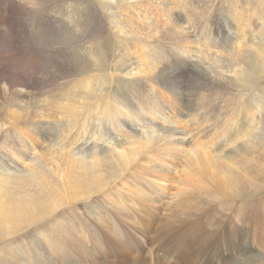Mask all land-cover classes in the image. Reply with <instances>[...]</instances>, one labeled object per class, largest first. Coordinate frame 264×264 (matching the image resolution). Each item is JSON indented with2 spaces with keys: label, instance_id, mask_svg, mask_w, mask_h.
I'll return each mask as SVG.
<instances>
[{
  "label": "rangeland",
  "instance_id": "obj_1",
  "mask_svg": "<svg viewBox=\"0 0 264 264\" xmlns=\"http://www.w3.org/2000/svg\"><path fill=\"white\" fill-rule=\"evenodd\" d=\"M129 2L0 0V106L14 115L0 116L7 127L0 129V151L19 170L53 144V162L49 156L40 160L50 172L38 175L57 202L38 210L36 219L2 223L20 230L7 241L15 243V254L44 252L37 234L53 240L60 220L69 230L63 253L55 249L53 257H35L30 264H264V69H254L250 60L259 55L264 64V0ZM25 52L29 64L19 62ZM42 62L50 66L46 79ZM67 104L77 108L68 111ZM28 107L38 112L19 125ZM104 108L109 116L122 114L126 126L95 140L85 132L98 131ZM135 111L158 129L177 121L188 134L156 139L151 148H139L133 165L122 167L114 162L121 151L137 148L148 130ZM90 116L95 122L89 129ZM36 126L47 130L44 137L33 132ZM26 129L35 150L21 135ZM78 133L84 139L74 143ZM170 140L177 143L169 146ZM199 145L210 159L199 155ZM67 153L85 164L104 163L115 174L125 171L100 189L76 188L85 178L78 170L82 162ZM7 166L0 164V197L1 179L13 172ZM20 179L14 182L16 198L25 206L48 194L35 186L40 178ZM241 186L247 194L236 193ZM4 256L0 264H28Z\"/></svg>",
  "mask_w": 264,
  "mask_h": 264
},
{
  "label": "bare ground",
  "instance_id": "obj_2",
  "mask_svg": "<svg viewBox=\"0 0 264 264\" xmlns=\"http://www.w3.org/2000/svg\"><path fill=\"white\" fill-rule=\"evenodd\" d=\"M124 1V0H123ZM128 1H130L129 3H138V2H141L142 0H125V2H128ZM149 1V0H148ZM182 2V1H181ZM22 8V7H21ZM122 9V8H121ZM234 9V8H233ZM256 10V9H255ZM125 12H127V11H125ZM114 13V12H113ZM113 13H112V15H113ZM133 14V13H132ZM240 15V14H239ZM60 16V15H59ZM115 17H119V18H121V14H117V15H114ZM128 16V15H127ZM129 22H130V17L128 18V20H126V24H129ZM21 28H22V33L24 34L25 32V26L24 25H21ZM33 29V28H32ZM128 31V30H127ZM122 34H123V32H122ZM126 34H128V32L126 33ZM130 34V33H129ZM134 34V33H133ZM135 35V34H134ZM132 36V38L133 39H135V41H137L138 40V37H135V36H133V35H131ZM24 39H25V37H24ZM212 40V39H211ZM24 42V41H23ZM21 43V42H20ZM21 48V50H24L23 48H22V46L20 47ZM34 51V50H33ZM23 52V51H22ZM36 52V51H35ZM18 54V53H17ZM20 54V53H19ZM27 55H31V54H29V52H25V54H23V55H19L18 56V59H19V62L20 61H22V63H24V61H25V63L27 64H29V62H27L26 61V59H27ZM262 55V54H261ZM35 56V55H34ZM38 56V55H37ZM50 56H52V55H50ZM259 56V55H258ZM256 57V58H253V57H251V61H253V66H254V69H256V68H259L260 70H262V69H264V64L261 62V61H259L258 59H260V57ZM2 58V57H1ZM29 58V57H28ZM34 58H36V57H34ZM62 58V57H61ZM32 59H33V57H32ZM32 59H30V60H32ZM37 59V58H36ZM49 59H50V57H49ZM29 60V59H28ZM34 60V59H33ZM32 60V61H33ZM36 60H34V62H35ZM55 61V60H54ZM37 62L39 63V61L37 60ZM45 62V61H44ZM44 62H42L41 64V66H42V72H41V70H40V72L42 73V75H41V77L43 76H46V72H48L49 73V71H48V68L50 67L49 66V64L47 65V66H44ZM24 63V64H25ZM3 64H5L4 62H3ZM31 64V63H30ZM36 64V63H35ZM79 64V63H78ZM67 65V64H66ZM5 66H6V64H5ZM24 66H27V65H23V67ZM40 66V67H41ZM55 66V65H54ZM68 66V65H67ZM79 66H81V69H85V68H87V66L86 65H84V64H80ZM21 67V66H20ZM23 67H21L22 68V70H23ZM33 67V66H32ZM37 67L38 68H40L38 65H37ZM47 67V68H46ZM89 67H92V65L91 66H89ZM5 68V67H4ZM27 68V67H26ZM26 68L24 67V70L23 71H27L26 70ZM29 68V67H28ZM34 68H35V66H34ZM63 68V67H62ZM35 69H37V68H35ZM98 70H99V67L97 68ZM61 70V69H60ZM35 72V71H34ZM39 72V73H40ZM176 72H178L179 73V68H177L176 69ZM8 73V72H7ZM181 73V72H180ZM36 74H38V73H35V74H31V75H29V76H32V78H35V76H37ZM39 75V74H38ZM49 75V74H48ZM127 76V75H126ZM175 76H177V75H175ZM6 77V76H5ZM40 77V76H39ZM47 77V76H46ZM168 77V76H167ZM172 77H174V76H172ZM13 78V77H12ZM45 78V77H44ZM171 78V77H170ZM42 79V78H41ZM46 79V78H45ZM7 80V79H6ZM42 81V80H41ZM46 81V80H45ZM43 82H44V80H43ZM17 83V82H16ZM16 83H15V85H16ZM24 83V82H23ZM176 83V82H175ZM9 84V83H8ZM23 88V87H22ZM25 89V88H24ZM170 89V88H169ZM60 95H62V94H60ZM19 96V95H18ZM63 97H66V92L64 93V95H62ZM65 99V98H64ZM64 104V103H63ZM170 104V103H169ZM171 105V104H170ZM170 105H168V103L166 104V106H167V108H168V110L170 111V113H171V115H172V117L176 120V118H178V115L175 113L176 111H175V109L172 107V105L170 106ZM3 106V105H2ZM2 106H0V111L2 110V112H0V116L1 117H8L9 119H14V115L12 114H9V113H7L6 112V110L4 111L3 110V108H4V106L2 107ZM65 106V105H64ZM61 107V106H60ZM68 107V108H67ZM79 107H81L80 106V104H78V108ZM12 108V107H11ZM29 109H28V111H27V113H24V112H26V111H23V113H21L22 115L19 117V125L20 124H26L27 123V120H28V123L29 122H31L30 121V118L31 119H33V118H35V114L38 112V111H33V109L30 111V107H28ZM62 108H63V106H62ZM66 108L68 109V111H73V109H75V108H77V107H75V105H73V106H71L70 104H67L66 105ZM130 110H133V109H130ZM103 116H102V118L99 120V128L98 127H96V128H98V131H96V129L93 131L92 130V132L91 131H86L85 129H83V130H85L86 132H85V134L86 133H88V135L89 134H91V135H95L94 136V138H95V140L97 139V140H102V139H104V138H107L106 137V135H108V134H110V133H116L120 128H123V127H125L126 126V123L125 122H123V120H121V116H122V114H120V113H117V112H114V113H111L110 112V116H109V112H108V110L107 109H103ZM158 113V112H157ZM99 114V113H98ZM135 114H136V116L138 117V119L137 120H141L143 123H144V125L148 128V130L147 131H144L143 132V134H142V140H141V143H140V145L136 148V146H132L129 150H122L121 151V153L119 154V152H118V154H119V157H117V160H115L114 162H121L122 163V167H125V166H129V165H133L134 164V162H135V158L140 154V151H139V148H142V149H148V148H151L152 146H154L155 144H156V139H159L160 141H162V140H165V139H170V138H174L175 136H177L178 135V133H179V131H180V133H183V134H188V132L187 131H183V130H181V125H180V123H178L177 121H174L175 123V127H171V126H169V125H171V124H168V125H166V126H169L168 128L167 127H164V126H162V128H160V129H158V128H156V125H155V123H154V121L152 122V121H149V119H147L146 117L144 118L143 116H141L140 115V112H137V111H135ZM121 117V118H120ZM76 120L74 119V124H77V125H79L80 123L78 122V123H76L75 122ZM97 122H98V120H96ZM69 122H72V121H69ZM95 122V119L93 118L92 119V117L90 116V117H88V118H85V125H87V128H92V125H93V123ZM64 123V122H63ZM170 123H171V121H170ZM82 124V123H81ZM83 125H84V123H83ZM123 126V127H122ZM58 128H59V130H58V133L59 134H64L63 133V131L65 132L66 131V129H64V127L63 126H61L60 124L57 126ZM82 127V126H81ZM7 128V127H6ZM5 128V125L4 124H0V129L2 130V129H6ZM67 128H69V127H67ZM183 128V127H182ZM78 129H81L80 127L78 128ZM39 130V131H38ZM43 130V131H42ZM35 131H38V134H40L41 136H43L44 137V135H46V133H47V130L45 129V128H40V127H34L33 128V132H35ZM76 131H78V130H76ZM158 131H160V136H164V138H160V136L159 135H157V134H159V132ZM192 131V130H191ZM23 132V131H22ZM28 132H32V131H28V129H26L23 133H21V135L23 136V138L33 147V150H35V145H34V143H31L32 141H31V135L30 136H28V137H25L27 134H28ZM82 132V131H81ZM80 132V133H81ZM98 132V133H97ZM190 132V131H189ZM57 133V134H58ZM66 133H68V132H66ZM71 133V132H70ZM80 133H78L77 134V136L76 137H79V138H77L76 139V137H75V140H74V143L76 142L77 143V141H79L80 140V138H83V136L80 134ZM97 133V134H96ZM118 133V132H117ZM76 135V134H75ZM61 136V135H60ZM59 137V136H58ZM57 137V138H58ZM61 137H63V136H61ZM71 137H72V135H71ZM28 138H30V140H27ZM56 138V137H55ZM56 138V139H57ZM73 138V137H72ZM61 139H63V138H61ZM68 139V138H67ZM84 139V138H83ZM86 139V138H85ZM64 140H66V139H64ZM174 140V139H173ZM54 141V139H52V142ZM70 141V140H69ZM73 141V140H72ZM166 141V140H165ZM179 141V144H181V143H183L182 141L183 140H178ZM66 142V141H65ZM170 142H171V140H170ZM74 143H72V145L74 144ZM175 143H177V141L175 142ZM174 142H171L170 144H169V146H174V144H175ZM93 144V143H92ZM95 144V143H94ZM63 146V145H62ZM51 147H53V144H48L47 145V147H45L44 149H42V154L40 153L39 154V157H37V158H34V159H31V161H30V166H27V167H24V168H21V169H16L15 170V168L13 167V165H11V164H7L6 163V161H7V159L6 158H4L3 159V156H2V153L3 152H1L0 151V155H1V161H0V164H2V166L4 165L5 167H6V165H8L9 166V169L11 168V171H13L12 172V174H9V176L8 177H6V179L5 178H3V179H1V183L3 184L2 185V187H3V190H4V194H3V197L1 196L0 197V231L2 230V238L1 239H6V240H1L0 239V244H1V246H0V258H3V257H5L4 255L5 254H10L11 253V257H10V259H15V261H22V260H26V261H28V264H30V262H31V260L33 259V258H37L38 257V259H40V260H43L44 258H51V257H53L54 256V252H53V250H55V249H60V251H61V253H63V251H64V246H63V240H62V237H63V235L64 234H68V229L67 228H65L66 226L65 225H63L62 224V221H60V220H58L57 221V223L55 224L56 225V227L58 228V231H57V236L52 240V239H46L45 238V235H44V233H40V234H37V236H41L43 239H42V248L44 249V252H42L41 251V249H34L35 248V246H36V244H34V243H32V246H31V248L32 249H34L32 252H29V253H21V254H15L14 253V251H15V249H16V245H15V243H14V247L12 246V243H9L8 241H7V239L9 238V237H11V236H13L14 234H16V233H18L20 230H17L18 229V226L16 227V226H14V225H8V226H6L5 228H1V224L2 223H9V222H16V221H21L20 219H25V220H29V218H30V216L32 217V216H34L32 219H36L40 214H38L37 215V212H38V210H40V209H43V208H51V207H55L56 206V204H57V202H56V198H55V194L53 193V192H48V191H50V189L48 190L47 188V186H49V185H47L46 183H45V181H46V179L45 178H43V177H39V175L38 174H40V173H43V175H45V173L46 172H50V167H49V165H47V166H41L42 164H41V161L40 160H43V156H49L50 157V160L52 161V159H51V156H52V153H51ZM66 147V146H65ZM73 147V146H72ZM159 147V146H158ZM165 147V146H164ZM195 149H196V151L197 152H200L199 153V155H201V157H205V158H207V159H210V158H208V153H205V152H201L200 151V148H201V145H199V146H197V147H194ZM61 149V148H60ZM72 150H73V148H72ZM180 150V149H179ZM202 150V149H201ZM203 151V150H202ZM60 152H62V150H60ZM72 152V151H71ZM18 154H19V152H18ZM81 154V153H80ZM195 154V153H194ZM13 155V153H11V156ZM67 155V157H70V158H72V161L73 162H77V163H81L82 165H79V167H78V170H81L83 173H84V175H85V178H84V182H82L80 185H78L79 184V182L77 183V185H76V188H85V187H87V189L86 190H95V189H97V188H101V186H103L110 178H112L113 176H116L117 178L125 171V169L123 168V169H121V168H117V173L115 174V172L113 173V171H107V169H106V165L104 164V163H101V162H98V163H96V162H92L90 165H89V163H87V164H85V163H83V161H81V160H83V159H80V158H74V153H73V155L72 154H66ZM117 155V154H116ZM118 156V155H117ZM200 157V158H201ZM114 158V157H113ZM195 158V157H194ZM227 158V157H226ZM64 160V159H63ZM68 160V159H67ZM202 160V159H201ZM206 160V159H205ZM218 160V158L216 159V161ZM71 161V160H70ZM69 161V162H70ZM46 162V161H45ZM53 162V161H52ZM108 162V161H107ZM71 164V163H70ZM107 164V163H106ZM115 164V163H114ZM114 164H113V166H114ZM205 164V163H204ZM14 165L16 166V167H19L18 165H16V163L14 162ZM217 165H218V163H217ZM7 166V167H8ZM219 166H220V163H219ZM223 166L224 167H228L227 166V164L225 165V164H223V165H221L220 167L221 168H223ZM46 167H48V168H46ZM206 167H208V166H206ZM216 167V166H215ZM8 169V170H9ZM174 169V168H173ZM228 169V168H227ZM224 170V169H223ZM230 171H232V170H230ZM234 172V171H233ZM81 173V172H80ZM220 174V173H219ZM82 175V174H81ZM34 177L37 179V178H40L41 179V182H37L36 184H35V186L36 187H39V190L40 191H42L43 189H45V190H47L46 192H48V194L44 197V198H42V200H40L38 203H36L35 204V206L33 205V202H30V201H32V199H30V200H28V202H27V204H26V206L24 205V203H22V202H19L18 200H17V196H18V192L20 191V188L19 187H17V185H16V183H14L15 182V180H18V178H21L20 180H22L23 178H27V179H31V180H34ZM83 177H81V179H82ZM212 178V177H211ZM168 178L167 177H165V180H167ZM12 180H13V182H12ZM170 180V179H169ZM170 182V181H169ZM86 184V185H85ZM242 185V184H241ZM245 185H249V184H245ZM248 187H251V188H254V186H252L251 184H250V186H248ZM22 189H24V188H22ZM234 189V188H233ZM40 193H44V192H40ZM236 193L238 194V195H242V194H247V191H245V189L244 188H242V186H241V188H237V190H236ZM4 198V199H3ZM86 199V198H85ZM85 199H83V200H85ZM93 205H96L95 207H94V209L96 210H98V208L100 207V203L99 202H96V201H94L93 203H92ZM105 206L103 207V208H108V206L105 204V203H103ZM110 208H112V207H110ZM102 211H104V210H102ZM94 215H96V213H94ZM215 215V214H214ZM99 217H101V213H100V216ZM43 219H46V217L45 216H43ZM100 220H101V223H102V225L104 226V227H106L107 225H106V221L103 219V217H101V218H99ZM100 223V224H101ZM104 223V224H103ZM65 224V223H64ZM30 227L31 225L30 224H27V225H24V227ZM67 227L69 228V229H72L71 228V225H69L68 223H67ZM62 228H65V229H62ZM67 229V230H66ZM66 230V231H65ZM108 230H110V229H108ZM76 234V235H75ZM166 234V233H165ZM74 236H76V237H78V239H79V234L78 233H76V231L74 232ZM167 236V235H166ZM172 236V235H171ZM169 237V236H168ZM173 237V236H172ZM169 239V238H168ZM171 239V238H170ZM71 241V240H70ZM167 241V240H166ZM6 242H8L7 244H3V243H6ZM168 243H170V241L168 242ZM14 249V250H13ZM27 250H29V248L27 249ZM31 250V249H30ZM3 251H5V252H3ZM7 252V253H6ZM17 252V251H16ZM13 253V254H12ZM229 253V252H228ZM234 255V254H233ZM10 256V255H9ZM6 258V257H5ZM9 259V260H10ZM8 260V261H9ZM1 261V260H0ZM9 262H11V261H9ZM13 262V261H12ZM23 262V261H22ZM21 262V263H22ZM25 263V262H24ZM23 263V264H24ZM19 264V263H18Z\"/></svg>",
  "mask_w": 264,
  "mask_h": 264
}]
</instances>
